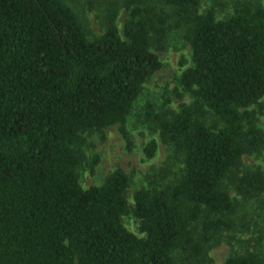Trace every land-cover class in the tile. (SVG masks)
I'll use <instances>...</instances> for the list:
<instances>
[{
  "label": "trees",
  "instance_id": "obj_1",
  "mask_svg": "<svg viewBox=\"0 0 264 264\" xmlns=\"http://www.w3.org/2000/svg\"><path fill=\"white\" fill-rule=\"evenodd\" d=\"M82 4L0 0V264H201L264 195L263 169L242 162L264 151L251 109L264 100V1H225L218 17L201 0H86L99 34ZM183 29L190 65L170 94L190 101L144 115L170 151L158 178L132 203L121 168L83 187L86 137L118 124L130 145L128 117L162 66L154 50ZM142 150L151 159L156 139ZM221 264H264V253L233 250Z\"/></svg>",
  "mask_w": 264,
  "mask_h": 264
},
{
  "label": "rangeland",
  "instance_id": "obj_2",
  "mask_svg": "<svg viewBox=\"0 0 264 264\" xmlns=\"http://www.w3.org/2000/svg\"><path fill=\"white\" fill-rule=\"evenodd\" d=\"M81 1L85 18L90 29L99 34L100 26L97 24L95 10H89L86 6V0ZM231 0H201L200 10L210 6L216 7L218 17L231 12V7L223 6V2ZM264 1V0H262ZM82 4V5H83ZM126 16V10L122 8L118 14L117 25L122 34V24ZM183 30H170L166 38L165 48L154 50L162 66L150 77L144 84L141 95L132 108V112L126 122L129 134L130 145L121 134L118 124L110 125L103 130L102 134L94 133L88 135L81 148L83 154V166L79 171L80 182L83 187L99 185L104 178L114 171L121 168L129 176V187L126 189V197L129 203H132V194L135 189L151 186L154 179L158 178L163 165L169 159L170 151L158 138L157 132H153L150 124L145 122V111L156 108L163 103L167 97H172L168 106L177 109L182 102L190 101L187 94L183 97H174L170 91L176 85V79L183 69L190 65V46L183 38ZM187 61L183 63L182 60ZM262 106L258 109L256 105L251 109H256L258 125L264 133V100ZM157 141V150L151 159H146L143 155V146L150 139ZM250 156L244 155L242 162L245 165H259L264 172V151L261 154ZM177 160L172 158L171 169L177 170ZM91 165L93 170H91ZM231 191L230 193H232ZM251 205L239 208L240 215H247L248 222L243 228L235 231L224 232L225 238L218 244L213 245L208 250V258H205L201 264H221L225 258L233 251L243 252L246 248L250 251L261 250L264 253V195L257 203L250 200ZM250 217V218H249ZM123 224L128 230L142 237L144 234L138 230V220L132 216L125 215L122 218Z\"/></svg>",
  "mask_w": 264,
  "mask_h": 264
}]
</instances>
